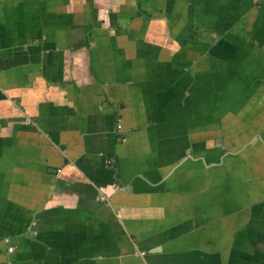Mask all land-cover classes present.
Listing matches in <instances>:
<instances>
[{"label":"crops","instance_id":"crops-1","mask_svg":"<svg viewBox=\"0 0 264 264\" xmlns=\"http://www.w3.org/2000/svg\"><path fill=\"white\" fill-rule=\"evenodd\" d=\"M0 264H264V0H0Z\"/></svg>","mask_w":264,"mask_h":264},{"label":"built area","instance_id":"built-area-1","mask_svg":"<svg viewBox=\"0 0 264 264\" xmlns=\"http://www.w3.org/2000/svg\"><path fill=\"white\" fill-rule=\"evenodd\" d=\"M118 128H120V127H118ZM102 200H105V198H102ZM14 251V249L13 248H9V252H13Z\"/></svg>","mask_w":264,"mask_h":264}]
</instances>
